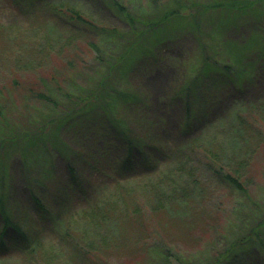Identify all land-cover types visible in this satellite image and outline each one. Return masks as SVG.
I'll use <instances>...</instances> for the list:
<instances>
[{
    "label": "rangeland",
    "instance_id": "374dc122",
    "mask_svg": "<svg viewBox=\"0 0 264 264\" xmlns=\"http://www.w3.org/2000/svg\"><path fill=\"white\" fill-rule=\"evenodd\" d=\"M233 1L0 0V55L9 45L26 55L39 45L88 49L92 43L98 48L82 53L83 61L52 55L50 65L27 73L25 81L23 74H5L8 61L0 62V142L13 151L6 155L0 149V165L8 166L0 168V175L3 170L10 181L4 197L12 220L28 234V241H19L6 229L0 264H32L28 254L40 245H51L59 264H236L223 256L263 215L264 150L256 157L246 193L215 179L200 162L192 177L203 180L206 191H193L186 199L177 188L192 173L186 156L193 141L217 143L228 155L240 116L248 108L253 114L264 111V0L244 11L230 7ZM62 4L102 29L70 20ZM118 5L141 20L170 10L175 15L141 45L130 47L125 63L114 70L126 44L113 30L128 29ZM46 78L66 79L71 101L60 98ZM14 81L20 82L16 88ZM105 84L109 93L101 104L73 119L83 110L78 98L91 97ZM40 91L58 105L38 97ZM122 130L142 134L145 145L132 153L127 166ZM7 136L18 141L8 143ZM69 164L75 176L67 171ZM150 196L160 197L165 209L152 211L146 203ZM103 204L117 225L109 227L117 250L93 262L64 245L60 234L68 214L78 218ZM262 253L249 247L247 260L237 264H264Z\"/></svg>",
    "mask_w": 264,
    "mask_h": 264
},
{
    "label": "trees",
    "instance_id": "16d2710c",
    "mask_svg": "<svg viewBox=\"0 0 264 264\" xmlns=\"http://www.w3.org/2000/svg\"><path fill=\"white\" fill-rule=\"evenodd\" d=\"M237 1L239 5L236 7L234 5V2L237 3ZM259 2L260 0H234L232 2L233 4H231L230 7H233V9L237 11H244L245 9L255 6ZM59 6L62 7V9H65V14L70 20L83 21L85 22L84 24L89 27L93 26L97 27L98 29H102V27L99 28V25L88 20H84L74 8L70 6H65L64 4ZM118 7L123 20L127 23L128 29L125 32L113 30L116 34V37L119 40L124 41V43L126 44L125 50L123 49V56L121 55L123 58H117L113 63L114 70H119L125 63L124 59H127L129 57L130 47L141 45V41L143 39L148 38V36L154 29H156L160 25H163L167 20H169L170 17L175 15V11L170 10L161 15L160 17L141 20L131 15L122 6L118 5ZM62 9L58 8L59 12ZM103 31L108 34V30L103 29ZM1 32L2 28L0 29V33ZM9 46V49L3 51L0 55V62L8 61L6 65L7 67L6 69H3V72L5 74H10L12 72L23 74V81L27 79V73L31 72L32 76V74H35L37 72L40 73V70H43L46 65H50L52 55L59 58L60 56L67 54L70 55L71 58L73 57L74 59H80L81 61H83L84 56L82 53H85L86 55H91L94 50L96 51L98 49L95 44L92 43L89 44L91 49H85V47L81 45H77L76 47L62 46L59 49L55 47H43L39 45L38 48L33 49L30 54L26 55L25 53H23V51L21 53L16 47L13 48L11 47V45ZM47 73L52 72L48 70ZM71 73L72 75H75V71L73 69ZM40 75L41 74H39L38 76ZM48 78H53V75H48ZM46 80H50V84L53 85L55 89L60 90L58 91L60 93V98H64L71 101V90H69L71 85H69V83L67 85L66 79H63L62 83H59L55 79L46 78ZM100 81L101 84L106 83V76L102 77ZM19 83V81H14L13 86L16 88ZM44 84L48 86L47 83ZM27 92L28 91H25V93ZM107 92L109 93V89L105 84L104 88L99 87L97 88L95 93L91 94L93 100L88 95L79 97V104L81 105L80 107H82L83 110L80 113L76 114L73 119L82 117L85 114L94 111L96 109V106L101 104L102 99L106 95H108ZM97 93L100 94V96H95ZM38 97L45 100L46 102H51L53 106L55 104L56 106L58 105L57 100L52 101L50 97L44 92L40 91L38 93ZM132 97H134L133 94ZM248 109L245 110L246 113L244 116H240V118H242V122L239 123L240 127L237 132L235 133L234 131V138L231 140L234 149H232L228 155L225 152V148L223 146L220 147L217 143H211L207 146H202L196 141L192 142V148L189 150V153L186 156L189 164V167L186 166V168L187 170L192 171V173H190V175L188 174V178L184 184L185 186H183L182 188L180 186L177 187L178 194L180 192V194L186 197L187 199L193 197V191H206L205 185L202 184L203 180H198V178L192 177L196 174V172H199V170L196 171L195 169L197 168L195 164L199 162L200 164L206 165V168L208 167L207 169L210 170V172L214 175L213 177H215V179H217L216 177H220L227 183L229 188L238 190L241 193H246L247 181L249 175L251 174L252 170L256 165V157L264 150V111H262V113L261 111H259L260 113L253 114L252 110ZM257 110H261V108H258ZM68 116L69 114H66L64 119H67ZM120 135L124 139V146L126 145V148L124 147L126 156L123 160V163L125 164V166H127L132 153L141 151V149H143L145 145L142 144V134L140 133L132 134L129 131L127 133L122 130ZM6 141H9L8 143L16 144V141L18 140H14L10 136H7ZM20 145L21 144L18 143V146L15 147L19 149ZM25 145L27 144L25 143ZM152 146L157 148L158 143L155 141ZM186 147L187 146L183 148V152L185 151ZM0 149L2 150L1 152L5 151L6 155L13 152L9 150L7 151V149L1 146V142ZM191 152L194 157H191ZM5 167L8 166L4 164L0 165V168ZM67 171L72 176H75L77 174L76 170L71 164L67 165ZM6 179L7 177L4 171L2 170L0 175L1 244H3V235L5 234L7 228L13 232V238H16L19 241H28V234L25 228L21 224L19 225L17 222L12 220V208L10 206L11 203L10 201H7L4 197V192L6 191L5 189L10 186V181L7 182ZM29 185L30 183H27L26 187H28ZM186 186H190V189H187ZM178 194L174 195L178 196ZM164 195L165 194L161 192V198ZM184 197H180V199L185 201L186 199ZM34 200L36 201V203H38L37 198H35ZM158 200H160V197L156 198L155 196H150V198H148L146 202L149 203L148 205L152 206V211H155L156 213H159L157 211H161V209H165L164 207H162V205H160ZM65 201L66 203H68L67 200L63 198V202ZM156 203H159L157 207ZM104 204L101 206H96L94 208H88L89 206H92L89 204L87 207L88 209L82 211V215L80 214L78 218L73 217L75 213H70V215L68 214V222L63 227V230H61L60 234L61 242L64 245L74 246V248L77 249L76 251L78 253L87 255L88 259L93 262H98L97 258L99 259V255L104 257L105 255L112 254L114 251L117 250V243H115L109 237V233L111 232V230H109V227L113 224L115 226L117 225L113 223V218H111V216L104 209V206L106 205ZM138 206H140L139 203ZM114 211L115 209L113 210V213ZM261 212L263 214L261 219L256 222L251 228H249L244 236L239 237V239L236 240L237 243H233L231 245L232 248L230 247L224 252V259L230 257L231 262L236 264L241 261L244 262L247 260L246 258H248V255H245V253H247V251L249 253V247H252L253 251L257 250L259 251V253L263 252L262 254L264 255V239L261 238V235L264 233V208ZM136 213L137 212H135L134 215H136ZM74 227H78L80 229L78 233H76V228ZM26 245L29 246V242H27ZM34 248L35 246L30 250V253L28 254V256H31L32 258V264L60 263V259L58 258V256L56 257V254L54 253L56 250L51 245H40L37 249ZM154 249L158 251L157 246ZM224 259L220 261H223ZM100 264L108 263L101 262Z\"/></svg>",
    "mask_w": 264,
    "mask_h": 264
}]
</instances>
